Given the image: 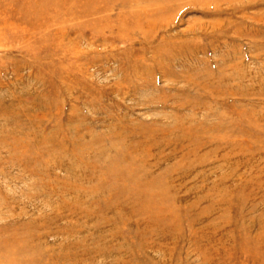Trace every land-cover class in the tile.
Returning <instances> with one entry per match:
<instances>
[{
  "label": "rangeland",
  "instance_id": "1",
  "mask_svg": "<svg viewBox=\"0 0 264 264\" xmlns=\"http://www.w3.org/2000/svg\"><path fill=\"white\" fill-rule=\"evenodd\" d=\"M246 70L247 78L239 79ZM263 95L264 0H0L2 238L14 232L46 233L51 228L40 230L39 225L45 214L56 212L40 195L41 185L51 180L35 179L9 159L22 150L13 148L15 139L27 132L32 144L38 142L26 147L33 152L43 147L40 139L70 126L101 135L99 145L110 144L111 132L130 133L135 145L152 140L159 130L198 128L207 118L220 122L216 112L260 102ZM232 125L201 136L252 149V136ZM2 193L15 199L14 207L7 206ZM233 196L227 217L234 236L225 263L264 264V239L254 244L256 231L250 235L244 229L252 216L239 210L250 200L239 187ZM255 211V219H264V204ZM177 215V246L167 264H190L188 255L197 262L196 229L188 226L183 207ZM136 219L120 226L124 245L139 264H156L149 260L154 253L136 243ZM60 240L49 237L46 245L53 249ZM96 260L119 261L111 256Z\"/></svg>",
  "mask_w": 264,
  "mask_h": 264
},
{
  "label": "bare ground",
  "instance_id": "2",
  "mask_svg": "<svg viewBox=\"0 0 264 264\" xmlns=\"http://www.w3.org/2000/svg\"><path fill=\"white\" fill-rule=\"evenodd\" d=\"M247 73L239 79L247 78ZM233 109L216 112L220 122L207 118L202 127L159 130L152 140L143 139L135 145L130 133L117 131L108 135L109 145H99L101 135L79 126L43 137L39 152L26 149L38 145L29 140L31 133L15 139L13 148L22 150L9 157L11 163L35 179L51 180L41 185L40 195L47 196L45 204L56 212L45 214L43 226L39 225L40 230L49 226L48 233L14 232L2 238L4 229H0V263L96 264L97 258L111 256L118 257V264H139L120 234L121 224L137 217L133 230L139 249L154 253L149 255L151 262L167 264L176 250L177 211L183 207L188 226L196 229L193 241L198 245V261L191 262L188 255V262L226 264L234 236L227 215L238 187L240 195L250 200L239 210L252 216L244 229L250 235L256 231V245L264 239V219L254 218L258 216L255 208L264 204V99L244 101ZM214 116L215 111L210 114ZM230 123L252 136V149L225 138L201 136ZM64 132L69 137L58 138ZM172 157L175 163H166ZM57 169L65 175L60 176ZM1 196L8 199L9 208L14 207L15 199L5 193ZM261 214L264 216V211ZM64 220L68 223L60 225ZM49 237L62 240L52 249L46 245Z\"/></svg>",
  "mask_w": 264,
  "mask_h": 264
}]
</instances>
